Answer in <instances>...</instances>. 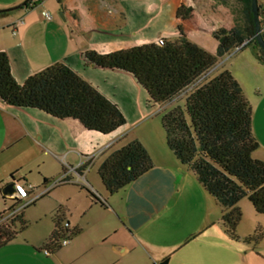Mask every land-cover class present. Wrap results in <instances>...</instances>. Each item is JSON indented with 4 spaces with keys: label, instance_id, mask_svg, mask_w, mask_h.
Here are the masks:
<instances>
[{
    "label": "crops",
    "instance_id": "1",
    "mask_svg": "<svg viewBox=\"0 0 264 264\" xmlns=\"http://www.w3.org/2000/svg\"><path fill=\"white\" fill-rule=\"evenodd\" d=\"M23 1L0 0V8ZM49 1L53 0H35L31 8L0 13V50L8 54L17 82L22 85L31 75L64 62L116 103L127 123L104 134L87 129L77 119L9 105L0 98V156L8 151L18 155L10 161V177H0L5 205L7 200L10 207L17 202L3 193L12 181L21 182L31 195L34 193L35 185L22 172L39 153L62 163L58 178L66 175L67 181L58 186L75 189L66 202L58 203L60 215L75 231L71 242L46 254L45 241L10 244L16 237L0 247V264H161L166 258L168 264H254L241 244H209L210 240L204 239L207 230L221 220L213 211L201 214L196 210L194 219L185 221L180 200L187 196L176 194V164L186 165L177 159L167 141L175 160L170 156L158 163L153 160V168L127 187L113 194L106 190L98 173L105 158L134 139L150 151L140 131L150 105L162 108L177 100L157 104L132 74L98 67L85 57L86 51L110 53L145 44L133 41L151 43L163 34L173 39L186 36L197 44L211 34L224 37L235 23L229 8L223 4L211 13V8L199 0H56L58 11L63 13L65 24H61L54 13L52 19L45 18ZM182 5L189 10L180 14ZM45 6L48 9L39 11ZM66 25L72 26L79 37L51 36L52 31ZM257 158L264 160V156ZM49 182L48 176H43L42 193ZM180 224L185 225L186 233H178Z\"/></svg>",
    "mask_w": 264,
    "mask_h": 264
},
{
    "label": "trees",
    "instance_id": "2",
    "mask_svg": "<svg viewBox=\"0 0 264 264\" xmlns=\"http://www.w3.org/2000/svg\"><path fill=\"white\" fill-rule=\"evenodd\" d=\"M239 1L243 13L242 23L238 25L241 35L224 36L222 48L230 53L234 48L250 45L264 64V50L256 39L252 1ZM34 2L29 1L25 7H33ZM188 10L182 5L179 13ZM259 15L264 26L260 5ZM262 35L264 37V30ZM85 57L98 67L132 74L157 104L185 98L184 105L177 104L162 115L167 145L221 205V223L230 238H239L237 227L243 215L239 204L244 197L248 196L256 212L264 215V160L254 157L260 143L253 133V108L229 69L208 78L218 63L216 55L181 36L110 53L90 50L85 52ZM0 98L9 105L40 109L62 119H77L87 129L104 134L127 123L116 103L66 63H53L21 85L12 73L8 54L1 50ZM153 166L147 148L140 140L134 139L111 152L98 173L106 190L113 194ZM20 204L21 201L17 200L11 209ZM27 206L29 204L11 221L0 225V247L17 237L18 224L21 230L26 227L24 209ZM67 223L62 215L56 216L54 231L45 247L51 251L62 247L59 241L71 231ZM161 264H168V258Z\"/></svg>",
    "mask_w": 264,
    "mask_h": 264
},
{
    "label": "rangeland",
    "instance_id": "3",
    "mask_svg": "<svg viewBox=\"0 0 264 264\" xmlns=\"http://www.w3.org/2000/svg\"><path fill=\"white\" fill-rule=\"evenodd\" d=\"M199 3H203V5L211 8L209 10L211 13L212 9H215L216 7H219L223 4L226 5L234 15L233 19L235 22L228 27L226 32L233 34L234 37L241 35L239 33L238 25L242 23L243 13L242 3L239 0H199ZM48 4H50L49 11L54 13L58 22L65 24L63 22L64 18L61 14V11H58L56 7V0L49 1ZM259 5L261 6V10L264 14V0H259ZM46 6L40 8L39 11L46 9ZM66 26L67 27L65 29L59 28L52 31L53 33L50 35H54V37H61L65 34H74L76 37L78 36L72 26ZM208 29L211 33L212 28L209 26ZM209 36L210 37L205 36L204 38L198 40V44L200 46L204 47L218 57V63L210 71L208 78H212L223 69H229L239 81L243 87L247 99L253 108V133L261 146V148H259L254 153V157H263L264 64L259 61L252 46L249 45L242 49L237 47L234 48L230 53H227L222 48L223 35L215 33L214 35L211 34ZM163 39L173 40L171 35L163 34L151 42L161 43ZM247 42L248 40L245 41V43ZM131 43L142 44L150 42L133 41ZM184 103L185 98H182L178 99L177 103L172 106L164 105L161 108L150 105V108L147 112V121L144 122L140 131L141 135H144L146 144L151 151H149V153H152V158L157 163L167 160L169 158L168 156H170L172 160H175L174 155L166 147V137L162 126V115L166 110L172 108L173 106L177 104L184 105ZM143 131L145 133H143ZM15 149L18 150L17 148ZM14 152L16 151H8L4 156H0V177L5 175L10 177L9 169L12 165L10 161H13V156L18 157V155H14ZM36 156L37 160L31 165L27 166L22 174L26 173L31 181V184L35 185V191L32 193L31 197H36L35 200H37L35 203L28 202V199L24 201V204L30 203L29 206L24 209L26 227L21 230L22 227L19 224L18 227L16 226V229L18 228L19 233L17 238L10 244H28L32 242L38 243L41 241H43V243L44 241L46 242V240L54 231L56 216L61 214L59 212L60 209L58 208V203L63 201L66 202L69 194H75V189L63 186H58L50 193L43 194V176H48L50 179L49 184L57 180L58 175L62 172V163L55 157L52 158V156L48 154L40 155L39 153L36 154ZM176 167L178 168L176 194H185L187 196L186 198H181L180 200V209L186 213L185 221L190 223L196 216V214H194L196 210H198L201 214L204 213L205 210H211L213 211V215H215L216 219L222 220L223 208L217 202V200L212 195H210V193H208L198 182L192 170L186 166L183 167L180 163H177ZM95 170L96 169H94V172H97ZM20 175L21 174H18L17 176L19 177ZM6 204L7 205H5L4 198L0 190V213H3L4 211L6 212L11 208L10 200H7ZM239 205L243 215L237 227V234L239 236L238 239L232 240L231 238L227 237V235H224L222 223H220L221 220L220 222L217 220L216 224L212 225L209 230H207L206 234L208 235L205 236L204 239L208 238L210 240L209 244H241L243 253H249L248 259L252 263L264 264V215L256 212L248 196L244 197L240 201ZM4 223L5 222H1L0 225ZM184 227V224L179 225L177 228L179 234L181 231H185V233L187 232V229ZM260 233H262L261 237H259ZM211 240H214V242Z\"/></svg>",
    "mask_w": 264,
    "mask_h": 264
},
{
    "label": "built area",
    "instance_id": "4",
    "mask_svg": "<svg viewBox=\"0 0 264 264\" xmlns=\"http://www.w3.org/2000/svg\"><path fill=\"white\" fill-rule=\"evenodd\" d=\"M44 16L48 20L53 18L51 12H49V11H45ZM262 28L264 30V26ZM66 181H67V176L63 175L62 177L53 181L51 184L48 183V185H46L44 188L43 194L48 193L52 188L58 186L59 184H61L63 182H66ZM14 188H15V192L10 196L16 200L21 201L22 205H18L17 207H15L13 209L10 208L8 211L3 212V215H1V217H0V223L11 221L18 213H20V211L24 208V206L35 201L36 197L32 198L29 189L24 184H22L21 182L15 181ZM26 199H28V202H30V203L24 204V201ZM66 225L69 226V223H67ZM71 236H72L71 231L67 232L65 237L59 241L60 246L68 245L71 242ZM44 251L46 254H49L51 252V249L45 247Z\"/></svg>",
    "mask_w": 264,
    "mask_h": 264
},
{
    "label": "water",
    "instance_id": "5",
    "mask_svg": "<svg viewBox=\"0 0 264 264\" xmlns=\"http://www.w3.org/2000/svg\"><path fill=\"white\" fill-rule=\"evenodd\" d=\"M29 1L31 0H24L23 2L17 5L11 6V7L0 8V13H7L10 11L19 9V8H24L28 4ZM251 1H252L251 2L252 12L254 14V20H255L256 39H257L259 46L264 50V37L262 35L263 28H262V24L260 20V15H259V0H251ZM14 184H15V181L8 183L3 193L7 196L12 195L15 192Z\"/></svg>",
    "mask_w": 264,
    "mask_h": 264
}]
</instances>
